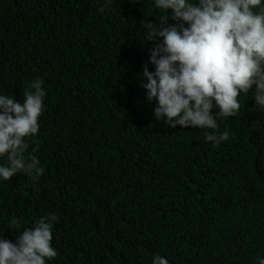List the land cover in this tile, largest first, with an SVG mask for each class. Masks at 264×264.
<instances>
[{
    "label": "trees",
    "instance_id": "16d2710c",
    "mask_svg": "<svg viewBox=\"0 0 264 264\" xmlns=\"http://www.w3.org/2000/svg\"><path fill=\"white\" fill-rule=\"evenodd\" d=\"M164 15L153 0H0V94L22 101L36 77L46 92L24 153L43 172L0 181V235L15 242L54 214L47 264L264 256V110L253 86L216 130L155 121L140 87L143 67L154 71L142 33ZM225 130L219 145L204 139Z\"/></svg>",
    "mask_w": 264,
    "mask_h": 264
},
{
    "label": "clouds",
    "instance_id": "9594fccd",
    "mask_svg": "<svg viewBox=\"0 0 264 264\" xmlns=\"http://www.w3.org/2000/svg\"><path fill=\"white\" fill-rule=\"evenodd\" d=\"M153 7L165 15L159 26L143 24L142 35L153 45L148 64L154 71L143 67L140 87L147 103L154 105L155 121L170 128L216 130L219 119L236 115L241 108L238 97L248 96L253 86L251 98L264 110V0H153ZM43 83L39 77L28 82L22 101L0 94V158H7L0 164V181L17 173L35 179L43 172L36 156L24 158L26 138L39 131ZM229 136L227 130L213 131L204 139L215 146ZM56 219L54 214L39 217L15 242L0 235V264L53 260ZM14 224L19 227V219ZM151 264L169 262L157 254ZM255 264H264V256H257Z\"/></svg>",
    "mask_w": 264,
    "mask_h": 264
}]
</instances>
